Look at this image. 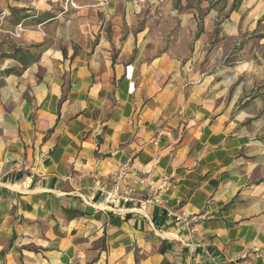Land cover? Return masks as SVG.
<instances>
[{
  "label": "crops",
  "instance_id": "0c3cea01",
  "mask_svg": "<svg viewBox=\"0 0 264 264\" xmlns=\"http://www.w3.org/2000/svg\"><path fill=\"white\" fill-rule=\"evenodd\" d=\"M263 46L264 0H0V264H264Z\"/></svg>",
  "mask_w": 264,
  "mask_h": 264
},
{
  "label": "built area",
  "instance_id": "2783aa9c",
  "mask_svg": "<svg viewBox=\"0 0 264 264\" xmlns=\"http://www.w3.org/2000/svg\"><path fill=\"white\" fill-rule=\"evenodd\" d=\"M17 27L20 28L21 24H18ZM123 175H124V170H123V168H121L118 171V173L115 174L114 177L112 178V183H113L112 186L114 187V189L112 190V193L116 190L115 187H116V183H117L118 179H120ZM99 190L102 192H107L104 185H100ZM158 197H159V194L156 193L155 196L153 197V199H148L147 201H142L141 203L143 204V203L151 202L153 200L160 203L161 199H160V197L159 198ZM235 264H255V263L250 259H243V260L237 261Z\"/></svg>",
  "mask_w": 264,
  "mask_h": 264
},
{
  "label": "rangeland",
  "instance_id": "374dc122",
  "mask_svg": "<svg viewBox=\"0 0 264 264\" xmlns=\"http://www.w3.org/2000/svg\"><path fill=\"white\" fill-rule=\"evenodd\" d=\"M258 56H259V59H257V61L261 65H263V73L262 74H263V81H264V46L259 49ZM217 61H218V59H217ZM255 62H256V60H255ZM261 109H259V110H261V112L264 114V106H262ZM263 123H264V121H263Z\"/></svg>",
  "mask_w": 264,
  "mask_h": 264
}]
</instances>
